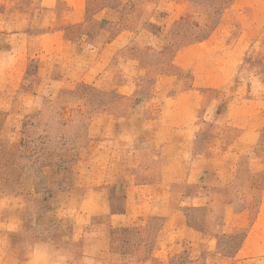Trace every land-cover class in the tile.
I'll return each mask as SVG.
<instances>
[{
	"label": "rangeland",
	"instance_id": "obj_1",
	"mask_svg": "<svg viewBox=\"0 0 264 264\" xmlns=\"http://www.w3.org/2000/svg\"><path fill=\"white\" fill-rule=\"evenodd\" d=\"M75 1L0 0V264H233L215 204L264 201V0Z\"/></svg>",
	"mask_w": 264,
	"mask_h": 264
},
{
	"label": "crops",
	"instance_id": "obj_2",
	"mask_svg": "<svg viewBox=\"0 0 264 264\" xmlns=\"http://www.w3.org/2000/svg\"><path fill=\"white\" fill-rule=\"evenodd\" d=\"M73 2H67V6L65 9H67L68 13L67 16L71 20L72 16H77L82 13V9L79 3H77L75 0H72ZM53 8L46 7L43 9V13H48ZM63 11V10H62ZM75 20L67 21L66 24L74 23ZM65 27H58V30H55L56 33H52L49 35H55L57 33L65 32ZM26 32H14L11 36H17V35H25ZM212 35V34H211ZM209 36L205 41H209L212 36ZM68 39V38H66ZM204 41V40H203ZM69 49L72 48V44L69 40H62L61 43H59ZM207 44V43H206ZM203 45V44H202ZM200 45V47H202ZM193 48H187L183 50L182 52H190L194 48H197L198 46H192ZM178 64L180 66H187L190 63L193 64V62H197L196 59H192L194 61L183 63L180 60V57H177ZM190 64V66H191ZM217 67V66H216ZM231 74L227 71L224 72H217L215 78L211 79V82H217L219 80L223 79H230L232 76V69L230 70ZM195 80L200 83V85H207L209 82L208 79H203L201 76L196 75ZM217 84V83H214ZM175 143L174 140H169L168 144ZM165 158L166 157H161ZM170 159V157H168ZM264 160V157H262ZM261 159V160H262ZM249 175L251 177V180L255 182L254 184L257 186H261L264 188V164H261V167L252 168L249 171ZM144 185H141V189L143 190ZM152 191H156L157 188H163L169 189V184H163L162 182H156L155 184H151ZM163 192H167L166 190ZM264 196V195H263ZM216 208L219 209V213L222 214V231L218 233L215 236V240L219 241L221 237L229 236V234H234L237 230H245V234L243 236V241L237 248V260L233 261V264H258L259 258L256 257H264V201L259 203V205L253 209L250 204H247L241 208H238L237 205L233 202V200H224V201H217L215 204ZM170 218L169 222L173 219V215L176 217L182 216L180 213H178L176 210H172L171 213H169ZM183 219V218H182ZM198 231V230H196ZM202 233L201 231H198ZM199 241L204 240L203 236H199ZM201 245V244H200ZM205 264H209L206 262Z\"/></svg>",
	"mask_w": 264,
	"mask_h": 264
}]
</instances>
